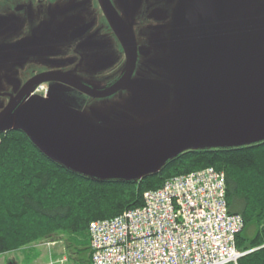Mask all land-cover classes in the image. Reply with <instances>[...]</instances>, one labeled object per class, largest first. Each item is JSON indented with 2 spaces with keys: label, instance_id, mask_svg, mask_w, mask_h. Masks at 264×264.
Listing matches in <instances>:
<instances>
[{
  "label": "rangeland",
  "instance_id": "1",
  "mask_svg": "<svg viewBox=\"0 0 264 264\" xmlns=\"http://www.w3.org/2000/svg\"><path fill=\"white\" fill-rule=\"evenodd\" d=\"M242 1L244 0H167L160 5L166 10L173 7L171 10L174 11V20L171 24L169 22V46L176 43L180 47V55L182 56L181 51L186 54L184 61H189V65L195 63L193 92L173 88L167 79L134 78L135 82L155 79L156 83L167 86V100L163 101L161 96V103H155L156 109L153 110L146 101L153 99V91L143 93L141 89L132 86V83L127 89L104 98L85 97L79 92L68 96L54 85L53 96L56 95L62 101L61 104L54 108L43 107L38 99L29 98L22 105L26 107L18 106L21 111H28L23 112V120L32 124L35 139L43 146L74 168L95 175L132 177L156 168L167 157L189 144L202 147L252 138L253 134L264 130V124L242 122L238 118L239 106L243 104L233 102L236 99L233 95L227 94L230 100L226 97V92L236 91H229L221 76L222 60L227 81L238 80L229 75L242 76L243 55L238 54L233 61L231 57L234 49H229L227 41L224 43V52L220 51V36L228 38L230 32H233L231 28H239V21H243L236 17V6H240ZM133 2L140 8L142 0ZM260 3L264 4V0ZM113 9L117 10L115 5ZM115 13L117 14L116 11ZM83 15L93 20L98 13L95 9H86ZM166 34L163 31L158 33L163 39ZM4 37L6 34L1 32L0 93L7 91L13 84L11 80L15 78L7 70L12 69L11 63L16 60L13 57L16 42L6 44L2 42ZM238 37L244 40V33L240 29ZM197 41H204L200 49L193 48ZM240 51H243V47H240ZM170 53V49L166 50L165 56H170ZM7 57L10 60L5 62ZM96 59H92L95 62L90 64L94 68H97ZM92 71L91 75L79 74L74 77L103 89L94 80V74L104 71ZM171 71L162 70L173 82L172 74L167 73ZM203 97L205 107L197 103ZM182 100L186 101L189 117L180 122L178 109L173 105ZM37 106L38 111L27 110ZM139 132H142L140 136L132 137ZM255 230L252 225L250 235ZM49 242H39L35 247H49L52 245ZM8 262H3L0 255V264Z\"/></svg>",
  "mask_w": 264,
  "mask_h": 264
},
{
  "label": "trees",
  "instance_id": "2",
  "mask_svg": "<svg viewBox=\"0 0 264 264\" xmlns=\"http://www.w3.org/2000/svg\"><path fill=\"white\" fill-rule=\"evenodd\" d=\"M0 141V255L58 238L67 247H85L91 222L142 207L145 192L175 176L212 167L226 175L229 212L244 219L236 243L247 253L238 264H264V141L186 150L158 173L136 181L74 172L50 159L19 129L0 132ZM252 225L256 230L250 235Z\"/></svg>",
  "mask_w": 264,
  "mask_h": 264
},
{
  "label": "flooded vegetation",
  "instance_id": "3",
  "mask_svg": "<svg viewBox=\"0 0 264 264\" xmlns=\"http://www.w3.org/2000/svg\"><path fill=\"white\" fill-rule=\"evenodd\" d=\"M109 1L117 29L130 49L136 51L132 80L158 78L163 70L165 51L169 50L173 7L166 10L160 6L167 0H142L140 8L133 0ZM86 9H95L98 15L90 20L83 15ZM162 31L167 32L165 39L158 35ZM1 32L6 34L2 42H16L13 53L16 60L11 63L12 69L7 70L15 77L11 80L13 84L0 93V113L38 76L48 78L33 84L18 106L29 98L39 101L51 98L54 85L68 96L79 92L91 98L79 86L102 91L117 83L127 70V51L100 0H0ZM94 58H97V68L90 65L95 62L91 61ZM4 60L7 62L10 58ZM97 69L104 71L94 74V80L103 89L74 77L91 75L92 70Z\"/></svg>",
  "mask_w": 264,
  "mask_h": 264
},
{
  "label": "built area",
  "instance_id": "4",
  "mask_svg": "<svg viewBox=\"0 0 264 264\" xmlns=\"http://www.w3.org/2000/svg\"><path fill=\"white\" fill-rule=\"evenodd\" d=\"M144 199L142 207L91 222L92 264H238L247 253L237 247L244 219L229 212L224 172L175 176Z\"/></svg>",
  "mask_w": 264,
  "mask_h": 264
},
{
  "label": "water",
  "instance_id": "5",
  "mask_svg": "<svg viewBox=\"0 0 264 264\" xmlns=\"http://www.w3.org/2000/svg\"><path fill=\"white\" fill-rule=\"evenodd\" d=\"M103 6V9L106 13V16L109 22L112 24L114 30L118 34L122 45L125 47L127 54H128V64L127 70L123 77L115 83L113 86L106 90L102 91H94L89 90L88 88H83L79 86L86 94L96 97V98H104L111 96L124 88H128L129 84L132 83V86L136 87L137 89H141L143 93H148V91H153L155 96L153 99H147L148 105L151 106L153 110L156 109L155 103H161L160 97L162 96L163 101H166L168 98L169 93L167 92V86L162 83H156L155 79H149L146 81L135 82L132 80V74L134 71L135 63H136V51L135 48L132 50L129 47L127 40L124 36L120 33L117 29L115 16L112 10V6L109 0H100ZM261 0H244L240 3V6H236V17H239V25L237 27H232L231 29L233 32H230L228 38L227 36H220V51L221 53L224 52V43L228 42L229 49H234L233 55L231 59L237 58L238 54L243 55L242 59V76H235L229 75L230 77L237 78V81L230 82L227 81L225 73V67L223 66V60L221 65V76L224 77V81L226 87L229 91H236V92H226V97L229 99L227 94L233 95L236 97L233 102H241L243 105L239 106V112H237L238 118L242 122L251 123L258 122L264 124V4L260 3ZM238 29L242 30L244 33V40L238 37ZM203 42H195L194 49H200ZM171 50L170 56L167 55L163 60V70H172L171 72H167L168 74H172L174 81L170 76L165 75L163 72L158 75V78H162L163 80L167 79L168 84L173 88H179L186 92H193L194 85H195V75L193 73V67L195 63L192 62L191 65L189 61L185 60V55L181 50L182 56L180 55L179 49L180 47L176 45V43L171 44L168 46ZM238 47V50H237ZM240 47H243V51H240ZM46 78L45 76H38L33 79L29 84L24 87V89L19 94V97H16L15 100L11 101V103L5 107V109L0 113V132L6 130H22L25 132L31 140L35 143V145L44 152L50 159L60 163L64 167L78 172L80 174L89 176L91 178L99 179V180H123V181H136L140 180L148 175H153L158 173L165 163L183 151L191 150V149H205V148H228V147H237V146H244L250 145L254 143H258L260 141H264V130H260V133L253 134L252 138L238 140V141H230L225 142V144H208L203 145L202 147H195L192 145H187L182 147V149L178 150L176 153L167 157L159 166L156 168L145 170L140 172L139 174L128 177V176H112V175H95L88 172H84L82 170L76 169L70 164H68L65 160L60 158L59 156L55 155L54 152L43 146L40 142H38L35 138V131L33 126L30 122L23 120L22 115L28 111H21L20 107H17L19 101L21 100L23 94L28 93L29 88L33 84H37L39 82L44 81ZM221 83V81H220ZM77 86V85H76ZM193 86V87H192ZM202 100L198 101L199 105L205 107L206 103L204 104ZM230 100V99H229ZM43 107H50L54 108L61 104L60 100H58L55 96H51V98L43 99L40 101ZM184 100L178 101L176 105L174 104L173 107L178 109V117L179 121H186L187 116L189 117V111L185 107ZM22 106V105H21ZM26 107V106H22ZM27 110L30 111H38L39 106L34 108H28ZM126 134V133H125ZM142 134L139 132L132 137H138ZM247 138V137H246Z\"/></svg>",
  "mask_w": 264,
  "mask_h": 264
},
{
  "label": "crops",
  "instance_id": "6",
  "mask_svg": "<svg viewBox=\"0 0 264 264\" xmlns=\"http://www.w3.org/2000/svg\"><path fill=\"white\" fill-rule=\"evenodd\" d=\"M51 242L52 245L49 247L46 245L44 247H23L1 254V257L3 262L9 261L7 264H51V262L57 264H92L88 237L82 241L85 243V247H82L80 243H73L71 247H67L68 244L62 238Z\"/></svg>",
  "mask_w": 264,
  "mask_h": 264
},
{
  "label": "bare ground",
  "instance_id": "7",
  "mask_svg": "<svg viewBox=\"0 0 264 264\" xmlns=\"http://www.w3.org/2000/svg\"><path fill=\"white\" fill-rule=\"evenodd\" d=\"M215 6V5H214Z\"/></svg>",
  "mask_w": 264,
  "mask_h": 264
}]
</instances>
